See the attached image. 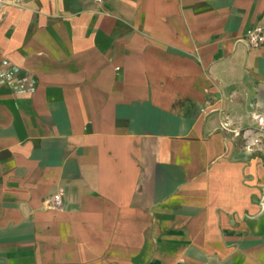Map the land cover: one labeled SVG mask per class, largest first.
I'll return each instance as SVG.
<instances>
[{
	"label": "crops",
	"instance_id": "crops-1",
	"mask_svg": "<svg viewBox=\"0 0 264 264\" xmlns=\"http://www.w3.org/2000/svg\"><path fill=\"white\" fill-rule=\"evenodd\" d=\"M4 2L0 264H264V0Z\"/></svg>",
	"mask_w": 264,
	"mask_h": 264
},
{
	"label": "built area",
	"instance_id": "built-area-1",
	"mask_svg": "<svg viewBox=\"0 0 264 264\" xmlns=\"http://www.w3.org/2000/svg\"><path fill=\"white\" fill-rule=\"evenodd\" d=\"M100 1V0H96ZM4 0H0V9L4 7ZM245 39L247 41V44L251 48H257L264 44V26L263 25H257L251 29H249L246 32ZM257 133L252 137L251 140L247 141L245 143V147L248 149H252L255 145H258L262 141V132L264 129V116L263 115H257ZM61 201L60 195L56 194L54 195V203L59 204Z\"/></svg>",
	"mask_w": 264,
	"mask_h": 264
}]
</instances>
